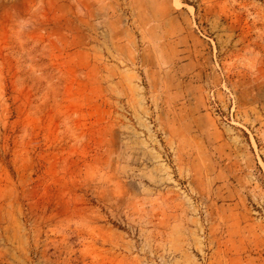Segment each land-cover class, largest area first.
<instances>
[{
    "label": "rangeland",
    "instance_id": "obj_1",
    "mask_svg": "<svg viewBox=\"0 0 264 264\" xmlns=\"http://www.w3.org/2000/svg\"><path fill=\"white\" fill-rule=\"evenodd\" d=\"M0 264H264V0H0Z\"/></svg>",
    "mask_w": 264,
    "mask_h": 264
}]
</instances>
